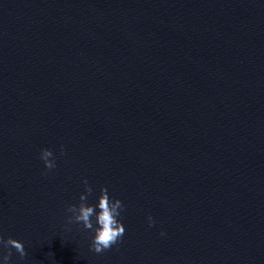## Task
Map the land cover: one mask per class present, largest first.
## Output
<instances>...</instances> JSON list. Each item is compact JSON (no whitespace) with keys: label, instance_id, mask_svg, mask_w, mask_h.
Listing matches in <instances>:
<instances>
[{"label":"water","instance_id":"obj_1","mask_svg":"<svg viewBox=\"0 0 264 264\" xmlns=\"http://www.w3.org/2000/svg\"><path fill=\"white\" fill-rule=\"evenodd\" d=\"M85 179L123 205L100 254L68 223ZM0 238L8 264H264V0H0Z\"/></svg>","mask_w":264,"mask_h":264},{"label":"clouds","instance_id":"obj_2","mask_svg":"<svg viewBox=\"0 0 264 264\" xmlns=\"http://www.w3.org/2000/svg\"><path fill=\"white\" fill-rule=\"evenodd\" d=\"M39 159L43 161L45 169L49 171L56 167L53 153L48 149L40 151ZM82 183L85 187L84 193L79 196V204L68 205L66 208V211L71 213L68 223H77L82 225L83 229L91 230L94 233L91 250L100 254L116 244L124 234L125 229L118 219L123 210V205L119 200L110 199L107 189L103 187L100 189L97 203L94 206L88 205L87 198L92 194L93 189L88 185L86 179ZM93 217L95 218V227ZM148 224L149 227L154 224L150 216L148 217ZM0 245L6 250L2 255L4 264H8L12 256V249L19 255L20 259H24L26 256L23 244L14 239L4 240L0 238Z\"/></svg>","mask_w":264,"mask_h":264}]
</instances>
